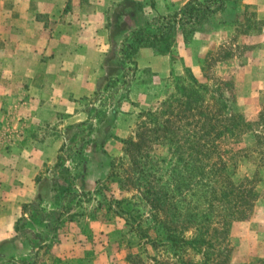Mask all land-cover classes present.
I'll use <instances>...</instances> for the list:
<instances>
[{
    "label": "rangeland",
    "instance_id": "obj_1",
    "mask_svg": "<svg viewBox=\"0 0 264 264\" xmlns=\"http://www.w3.org/2000/svg\"><path fill=\"white\" fill-rule=\"evenodd\" d=\"M234 17L235 23L227 25L226 32L216 42L211 54L205 55L204 41L199 42L192 48L190 62L178 55L180 46L176 41V27L163 33V41L174 53L179 70L158 83V98L143 111L157 112L160 139L158 135L153 137L152 143H146L139 152V147H135L132 151L134 157L127 154L129 145H125L124 141L135 139L141 132H148V129L143 131L144 123L153 127L155 121L139 114L124 122L118 111L113 114V110H118V107H109L116 100L113 93L120 91L121 87L126 91L128 84L127 81H119L113 86L115 79L111 82L109 86L113 88L109 96L101 98L98 113H92L95 122L83 126V134L79 138H71V143L61 153L64 163L70 166L62 175L67 180L47 177L48 180L41 186V200H45L31 206L39 218L30 222L32 229L29 230L32 236L33 231L40 232L35 233L38 235L35 239L43 257L47 256L59 236L63 238L60 255L63 264H130V257L136 255L149 262L148 254H162L145 243L148 240L145 232L156 237L162 231L159 222L153 221L152 217L160 209L173 213L170 204L174 203L185 212L190 202L197 200L190 195L193 191H187V181H177L180 179L177 174L184 164L178 161L176 144L164 126V121L172 117L171 103L179 95L178 81L183 78L181 85L184 86L190 71L200 84L209 88L211 104L223 93L233 110L243 114L251 123L252 129L242 136L240 142L225 147L235 154L239 150L228 161L233 179L253 180L258 194L253 216L231 226L229 264H264V145H259L257 139L259 117L264 110V17L252 7L242 8ZM150 21L151 18H145L141 23H145L148 32H158L153 22V25H147ZM216 26L210 22L200 29L208 36L216 30ZM185 40H188L187 36ZM156 44L159 45L158 42ZM221 60L230 61L217 67V61ZM186 83L193 85L190 81ZM124 126V135H120ZM170 128L167 125V129ZM147 136L149 138V134ZM179 186L183 187L180 191L176 190ZM165 191L172 192L176 200L165 202ZM45 208L48 209L46 213L42 212ZM24 227L28 230L27 225ZM45 241L50 243L41 246ZM26 246L21 250V256L15 255L14 261L9 264H38L41 261V254L37 252L34 255L32 249ZM188 258L195 262L201 260V256L194 252Z\"/></svg>",
    "mask_w": 264,
    "mask_h": 264
},
{
    "label": "crops",
    "instance_id": "obj_2",
    "mask_svg": "<svg viewBox=\"0 0 264 264\" xmlns=\"http://www.w3.org/2000/svg\"><path fill=\"white\" fill-rule=\"evenodd\" d=\"M123 1L0 0V264L20 257L26 245L34 255L41 254L38 264H63V238L52 243L44 258L35 239L40 232L33 228L32 236L29 230L30 222L39 218L31 206L42 199L41 186L47 177L61 181L70 167L64 163L57 169L63 149L83 134V126L95 122L99 100L109 96L116 82L127 81L128 89L115 91L109 107H118L113 114L118 111L126 122L147 110L158 98V83L179 70L170 49H128L130 29L112 40L109 13ZM129 1L136 19L124 21L135 26L145 18L176 15L193 0ZM223 4L213 14L211 22L217 26L208 36L198 25L185 41L182 31L191 28L176 26L178 55L186 62L199 42L204 41V53L210 55L242 8H255L264 17V0ZM229 61H217V67Z\"/></svg>",
    "mask_w": 264,
    "mask_h": 264
},
{
    "label": "trees",
    "instance_id": "obj_3",
    "mask_svg": "<svg viewBox=\"0 0 264 264\" xmlns=\"http://www.w3.org/2000/svg\"><path fill=\"white\" fill-rule=\"evenodd\" d=\"M223 7V0H193L176 15L152 20L158 32L150 33L145 28V23L130 26L128 22L123 21V18L128 16L136 19L134 3L125 0L109 13L111 37L114 41L116 36L130 29L131 36L125 37L129 41L128 49L137 51L139 48L151 47L158 53H166L165 49L169 47L162 36L166 30H173L178 24L183 28L189 26L191 29L185 28L182 31L189 38L198 25L204 27L210 23L213 14ZM152 22L147 25H153ZM187 76L186 82L190 81L193 85L188 86L185 82L182 86L183 78L178 81L179 95L171 103L172 117L164 121V126L168 130L167 133L172 135L170 139L176 144L178 161L184 164L177 174L180 178L177 181H187V191H193L190 195L197 197V200L190 202L188 210L184 208L185 212L179 209L177 203L170 204L173 213L160 209L152 219L159 222L162 231L158 232L156 237H151L146 232L144 234L148 237L145 243L162 254H148L149 262L136 255L130 257V264H229L231 226L234 222L249 220L255 211L258 194L253 180L245 178L236 181L228 168V161L233 159L239 150L235 154L233 150L225 148L229 144L240 142L242 136L252 129L251 123L243 114L233 110L223 93L211 104L208 98L209 88L200 84L192 72L188 71ZM156 113H140V117L155 121V126L149 127L144 123L143 131L148 129V132H141L135 139L124 141L125 145H129L127 154L134 157L132 151L135 147H139V152L146 143H152L153 137L156 138L159 131L161 132ZM167 125L172 128L167 129ZM258 126V144L264 145V110L260 114ZM158 138L160 139V135ZM145 157L149 158V155ZM64 160L63 156H59L57 167L61 168ZM133 161L136 163L135 158ZM62 180L66 181V176H62ZM181 189L182 186L176 187V190ZM170 193L172 194L165 191V202L176 200ZM183 201L187 202L185 199ZM19 229L20 226H17L16 230ZM189 232L191 235H188ZM191 252L200 255L201 260L195 262L188 258Z\"/></svg>",
    "mask_w": 264,
    "mask_h": 264
}]
</instances>
